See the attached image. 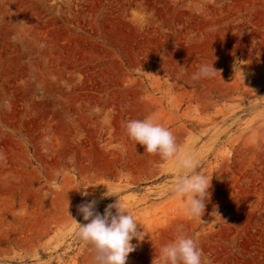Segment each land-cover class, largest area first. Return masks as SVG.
Returning <instances> with one entry per match:
<instances>
[{
	"label": "rangeland",
	"instance_id": "374dc122",
	"mask_svg": "<svg viewBox=\"0 0 264 264\" xmlns=\"http://www.w3.org/2000/svg\"><path fill=\"white\" fill-rule=\"evenodd\" d=\"M145 117L211 177L201 219L128 138ZM91 200L142 228L126 264L178 230L210 264H264V0H0V264H91L71 219Z\"/></svg>",
	"mask_w": 264,
	"mask_h": 264
},
{
	"label": "clouds",
	"instance_id": "9594fccd",
	"mask_svg": "<svg viewBox=\"0 0 264 264\" xmlns=\"http://www.w3.org/2000/svg\"><path fill=\"white\" fill-rule=\"evenodd\" d=\"M212 64H201L192 78L212 77L217 71ZM124 127L128 138L135 145H142L145 152L175 162L177 175L169 191L183 202L189 218L201 219L211 195V177L198 171L199 156L180 149L173 133L152 117L130 119ZM82 194L87 195V192L82 191ZM96 203L91 200L78 206V212L87 223L77 222L68 212L74 221L72 233L91 247V264H126L128 255L136 247L131 241L144 239L142 228L119 201L107 205L102 214L96 210ZM157 264H210V261L195 237L178 230L174 239L159 248Z\"/></svg>",
	"mask_w": 264,
	"mask_h": 264
}]
</instances>
